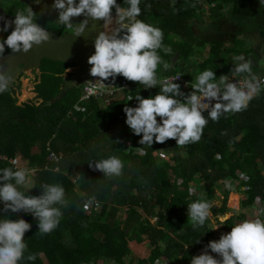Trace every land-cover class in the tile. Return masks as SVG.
<instances>
[{"label": "trees", "instance_id": "obj_1", "mask_svg": "<svg viewBox=\"0 0 264 264\" xmlns=\"http://www.w3.org/2000/svg\"><path fill=\"white\" fill-rule=\"evenodd\" d=\"M10 1L13 11L9 14L24 9L21 2ZM253 2L141 0L138 18L161 28L163 44L173 50L171 56L161 51L172 67L163 71L158 66V77L167 78L192 64L195 71L191 80L183 75L189 84L205 69L214 70L217 78L227 74L233 67L232 54L241 53L218 37L208 46L205 35L212 29L224 31L218 29L223 17L240 20V16H254L256 11H249ZM117 3L126 6L123 0ZM204 11H209L212 23L204 24ZM38 16V20L49 22ZM200 48L208 53L202 60ZM244 53L253 63L256 50L248 47ZM70 66L74 65L42 60L34 87L38 103L18 105L15 84L0 94V155L17 160L13 165L0 159V168L27 165L34 172L26 194L38 196L41 185L59 183L68 202L59 226L49 234L38 233V221L31 214L20 213L18 217L5 213L32 225L24 238L28 245L25 255L37 254L34 264H155L158 260L190 264V258L198 255L214 235L212 218L221 223L219 216L234 209L230 194H239V212L222 222L223 231H230L234 223L246 218L256 197L264 201V92L242 112L226 113L218 122L209 119L198 143L178 146L169 139L148 147L140 145L141 137L125 124L123 109L136 106L135 99L128 101L129 95L147 98L160 86L145 90L138 82L117 76L126 81L127 88L102 107L94 98L79 100L82 84L64 96L59 94L63 74ZM183 91L187 94L191 88ZM51 151L59 156L57 162L51 161ZM111 155L124 163L121 176L105 177L89 167L93 160ZM224 179L233 181L232 190L220 183ZM190 186L196 187L198 194L206 193L205 198L213 204L214 216L197 230L187 222V205L196 199L188 194ZM214 199L220 204L213 203ZM92 200L98 207L94 213L92 204L85 207ZM117 211L123 212L121 218L116 217Z\"/></svg>", "mask_w": 264, "mask_h": 264}, {"label": "clouds", "instance_id": "obj_2", "mask_svg": "<svg viewBox=\"0 0 264 264\" xmlns=\"http://www.w3.org/2000/svg\"><path fill=\"white\" fill-rule=\"evenodd\" d=\"M123 3L126 6H121L117 0H53L51 8L58 13L57 23L73 30L74 36L84 32L89 19L114 25L95 36L94 52L87 63L91 66L89 74L97 79L88 82V94L97 93V84L103 87L104 81L110 78L114 81L117 76L138 82L145 90L160 86L155 95L147 98L139 94L127 97L128 101L135 99L136 106L124 107L125 124L134 135L141 137L140 145L152 147L153 143L164 144L169 139L175 140L178 146L198 143L209 119L218 122L226 113L242 112L264 92V76L253 71L251 59L244 54L233 56V67L219 78L212 69L199 72L194 82L186 85L191 88L187 94L174 82L180 76L161 79L157 75L158 66L168 71L172 64L160 53L171 56L173 50L163 44L161 28L138 18L141 0H123ZM259 4L264 5V0H259ZM80 16L84 19L74 26L72 18ZM14 17L9 20L0 16L3 25L0 26V58L6 50L27 53L33 46L49 40V32L37 23L39 16L31 7L17 10ZM4 33H9L6 38H3ZM10 81L11 77L0 71V94L8 90ZM141 154H145L143 149ZM11 163L16 165L17 160ZM89 167L105 177H119L124 163L118 156L111 155L93 160ZM33 171L27 167L0 168V204L3 205L0 209V264H21V261L34 264L37 259V254L25 255L28 245L24 237L32 225L23 218L12 219L5 213L11 212L18 217L20 213L31 214L38 221V233L43 235L59 226L62 209L67 206L65 189L59 183L41 185L38 196L26 194L33 183ZM240 175L243 177L244 173ZM79 178L81 176L77 175ZM220 183L229 190L234 187L231 179ZM188 194L196 199L187 205V222L197 230L214 216L213 204L205 198L206 193L198 194L196 187L190 186ZM158 262L160 260L155 264ZM190 264H264V209L254 217L234 223L219 239L209 241L198 255L190 258Z\"/></svg>", "mask_w": 264, "mask_h": 264}, {"label": "water", "instance_id": "obj_3", "mask_svg": "<svg viewBox=\"0 0 264 264\" xmlns=\"http://www.w3.org/2000/svg\"><path fill=\"white\" fill-rule=\"evenodd\" d=\"M28 7H31L35 13L41 15L50 21L58 24V13L51 8L53 0H21ZM0 16L13 20L14 15H8L0 7ZM83 16L72 18V24L78 26ZM0 26H3L0 23ZM64 26V25H63ZM14 27V26H13ZM67 27V26H65ZM46 29V28H45ZM12 29H9V32ZM49 32V40L39 46H33L27 53H5L0 58V71L11 77L9 87L17 82L20 75L27 71H36L40 69L41 62L44 59L59 61L67 64H73L74 70L63 77V83L59 94L66 95L70 90L84 82H90L95 79L89 74L90 65L87 63L88 57L93 54V42L97 33L105 30V23L99 20L89 19L88 25L80 36H74L73 32H64L57 34L54 30L46 29ZM75 82L73 85L72 82Z\"/></svg>", "mask_w": 264, "mask_h": 264}, {"label": "rangeland", "instance_id": "obj_4", "mask_svg": "<svg viewBox=\"0 0 264 264\" xmlns=\"http://www.w3.org/2000/svg\"><path fill=\"white\" fill-rule=\"evenodd\" d=\"M19 4H20V7H22V8L25 9V7L22 6L23 3H19ZM11 5H13V2L10 1V0H0V6L5 11H7V12L13 11V8L11 7ZM37 23H39L41 26H44L46 29H50L51 28V23L46 22L44 19H41L40 18L39 20H37ZM113 26L114 25H111L110 26L109 24L105 23V30L104 31H109L110 28L113 27ZM222 30H226L228 33L233 32L232 30L229 29V27H226V26L224 28H222ZM226 31L216 32L215 33V36L218 37V38H221V39H226V37H225L227 35ZM231 36H229V43L230 42H237V41L240 40L238 37L232 38ZM247 44H248V47L251 46V43L250 42H248ZM200 52H203V48H200ZM205 55L208 56L207 51L206 52H203L202 56H200V59L202 60ZM257 61H258L257 59H256V61L253 60V63L252 64H253L254 67L257 64ZM231 65H232V63H231ZM185 69L186 68L184 67V69L181 70L180 73L183 74L184 77L187 78V80L188 79L191 80V78H192L191 77V73H193V71H195V66L192 64L189 67V69H186V70ZM72 70L73 69H67L66 72L63 75L64 76L65 75H68L70 72H72ZM39 74H40V71L39 70H36V71H27L26 73H24L19 78V80H17V82L14 83L15 84V86H14L15 89H13V90H15V96L17 98V104L18 105H21V104H23L25 102H28V101L36 102V103L39 102V99L35 98V96H34V95H36V93L34 92V87H35V84L37 82V77H38ZM119 95H121V94L119 93L117 96H119ZM159 158L162 159L161 155L159 156ZM22 167H27L28 168L27 165H22ZM32 170H34V169H32ZM28 187L30 188L31 185H29ZM218 192L219 191H215V194L217 196H220V194H218ZM234 198H236L237 199L236 202H238L239 194H236V195L235 194L234 195H231L230 194V199L233 200V207L236 209V202L234 201ZM212 202L215 203V204H220V201L218 199H214ZM92 206H93V208H92L91 211H93L92 213H94L95 210L98 209V207L97 206H94V205H92ZM235 209H233L232 212H229V213L224 214L223 216H219V220L218 221L221 222V223H218L215 219L212 218L211 224L215 228L214 229V232H216V236H215V238L212 237V240L219 239L220 235L222 234L223 226H224L222 224V222H224L225 218L230 217L231 214L239 212V210L237 211ZM121 215H123V212L122 211H117L116 217L117 218H121ZM157 264H170V263H168V261H166V260H163V261L158 262Z\"/></svg>", "mask_w": 264, "mask_h": 264}, {"label": "crops", "instance_id": "obj_5", "mask_svg": "<svg viewBox=\"0 0 264 264\" xmlns=\"http://www.w3.org/2000/svg\"><path fill=\"white\" fill-rule=\"evenodd\" d=\"M248 11V10H247ZM249 11H256V14L251 17H244L240 16V20L234 19V18H222L221 25L218 29H222L225 26L229 27L230 30L233 32L228 33L226 30L227 35L225 36L226 39L225 44L228 47H236L238 52L241 54H244V51L246 48H248V42L251 43L252 48L256 50L255 55V61L256 59L257 64L255 65V69L253 70L257 75H260L263 72V68L261 67V58L264 55V36L262 32H264V5L259 4V0H254L252 3V7L249 9ZM204 24L205 23H212L213 19L211 18V14L209 11H204L203 15ZM220 23V22H219ZM211 33H206V37L208 40V46L211 39H215V33L216 31L214 29L211 30ZM232 35V36H231ZM229 36L232 38L238 37L240 40L237 42H230L229 43ZM231 54V53H230ZM235 56V54H232V57ZM204 57H207L205 55ZM231 57V55H230ZM35 96V95H34ZM219 194V192H218ZM236 195V193H233L232 195ZM235 209V208H234ZM239 210V199L238 202H236V209Z\"/></svg>", "mask_w": 264, "mask_h": 264}, {"label": "built area", "instance_id": "obj_6", "mask_svg": "<svg viewBox=\"0 0 264 264\" xmlns=\"http://www.w3.org/2000/svg\"><path fill=\"white\" fill-rule=\"evenodd\" d=\"M261 67L263 68V72L260 74V76H264V56L262 57L261 60ZM175 76H180L179 79L177 81H174L175 83H179L182 87V91L184 89H186V85H188V81L183 77V74L181 73H177V74H173L167 78L170 77H175ZM96 80V78L90 82H94ZM88 84L87 82H84L83 85V93L81 95V97L79 98L80 101L83 100H88L90 98H94L96 100H98V103L102 106L105 107L107 104L110 103V101H112V99H114L115 97H117V95L120 93L122 94L123 91L120 90V88H123L124 90L127 88V83L125 80L123 79H115L114 81L111 80V78L108 81H104L105 86L101 87L99 84H97V88L99 89L97 93L95 94H88L86 92V86ZM83 109V108H82ZM141 153V150H140ZM0 159L1 160H7L9 162H11V159H8L6 156H2L0 155ZM50 159L51 161L57 162L59 160V156L51 151L50 152ZM241 178H244L241 177ZM92 205H96L97 203L95 202V200H92V203H89V206ZM92 207V206H91ZM264 209V201L261 199V197H256L252 207L248 210V212L246 213V218H250V217H254L255 214L261 210ZM232 215V214H231ZM230 215V216H231ZM214 228V226H212ZM224 227V226H223ZM215 229V228H214ZM229 230H224L222 231V233H227ZM216 236V232H214L213 238H215ZM212 240V238L210 239V241ZM215 255V254H214Z\"/></svg>", "mask_w": 264, "mask_h": 264}, {"label": "flooded vegetation", "instance_id": "obj_7", "mask_svg": "<svg viewBox=\"0 0 264 264\" xmlns=\"http://www.w3.org/2000/svg\"><path fill=\"white\" fill-rule=\"evenodd\" d=\"M18 2H21V3H23L24 5H26L23 1H21V0H17ZM27 6V5H26ZM1 7V6H0ZM6 13L8 14V15H11V14H9L7 11H6ZM12 16V15H11ZM49 20V19H48ZM47 22V21H46ZM49 23H51V30H54L55 32H57V34H63L64 32H73V30H71V29H69L68 27H65V26H63V25H56L54 22H52V21H50L49 20ZM74 67L75 66H70L68 69H73L74 70ZM72 70V71H73ZM34 71V70H33ZM24 74V73H23ZM22 74V75H23ZM22 75H20L19 76V78L22 76ZM18 78V79H19Z\"/></svg>", "mask_w": 264, "mask_h": 264}, {"label": "bare ground", "instance_id": "obj_8", "mask_svg": "<svg viewBox=\"0 0 264 264\" xmlns=\"http://www.w3.org/2000/svg\"><path fill=\"white\" fill-rule=\"evenodd\" d=\"M25 98V97H24Z\"/></svg>", "mask_w": 264, "mask_h": 264}]
</instances>
